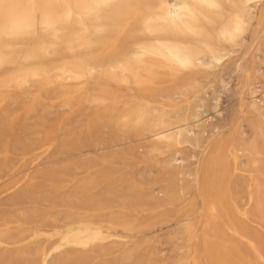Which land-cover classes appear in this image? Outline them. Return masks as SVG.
I'll return each mask as SVG.
<instances>
[{"label": "bare ground", "instance_id": "obj_1", "mask_svg": "<svg viewBox=\"0 0 264 264\" xmlns=\"http://www.w3.org/2000/svg\"><path fill=\"white\" fill-rule=\"evenodd\" d=\"M28 161L0 264H264V0H0V180Z\"/></svg>", "mask_w": 264, "mask_h": 264}, {"label": "rangeland", "instance_id": "obj_2", "mask_svg": "<svg viewBox=\"0 0 264 264\" xmlns=\"http://www.w3.org/2000/svg\"><path fill=\"white\" fill-rule=\"evenodd\" d=\"M222 104H223L222 106H225L227 104L226 97H224V99L222 100ZM64 113H68V112H64ZM211 117H213V118H211ZM219 117H220V115L218 113L210 114V118L208 119V122L216 120ZM51 152H52L51 150L44 152L43 149H37V150H34V152H32V155L39 153L40 159L43 160V159H46L47 155H50ZM21 165H23V164H21ZM51 166H54V165L47 161V162H42L38 167H35V163H29V161H28V163L25 164V166H23V168H20V170H18L17 172L10 173L8 176H5L0 180V198H2L3 196L10 193V190L5 191L6 189H8V187L10 185L15 184V183L20 182V181L22 182L25 178H27L26 177L27 174L32 173V175H34L35 173H37L38 169L39 170H45ZM198 243H199V248H200L199 254H200V258H201L203 264H209L208 257H207V255H205L204 251L202 250L203 241L201 238L198 240ZM176 264H183V263H176Z\"/></svg>", "mask_w": 264, "mask_h": 264}]
</instances>
